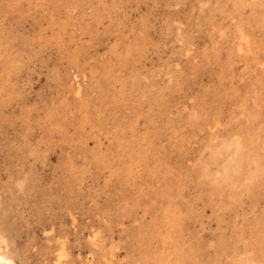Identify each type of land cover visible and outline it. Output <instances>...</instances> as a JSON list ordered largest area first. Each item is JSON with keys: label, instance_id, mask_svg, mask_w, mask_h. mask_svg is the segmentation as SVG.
<instances>
[{"label": "rangeland", "instance_id": "374dc122", "mask_svg": "<svg viewBox=\"0 0 264 264\" xmlns=\"http://www.w3.org/2000/svg\"><path fill=\"white\" fill-rule=\"evenodd\" d=\"M0 256L264 264V0H0Z\"/></svg>", "mask_w": 264, "mask_h": 264}, {"label": "bare ground", "instance_id": "6f19581e", "mask_svg": "<svg viewBox=\"0 0 264 264\" xmlns=\"http://www.w3.org/2000/svg\"><path fill=\"white\" fill-rule=\"evenodd\" d=\"M0 263L4 264H14L12 261L5 259L4 257L0 256Z\"/></svg>", "mask_w": 264, "mask_h": 264}]
</instances>
